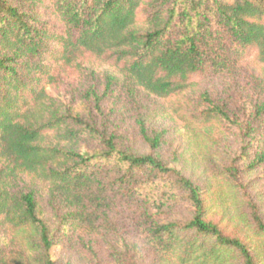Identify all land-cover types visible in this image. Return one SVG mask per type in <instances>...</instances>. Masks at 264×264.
<instances>
[{
    "label": "trees",
    "instance_id": "obj_1",
    "mask_svg": "<svg viewBox=\"0 0 264 264\" xmlns=\"http://www.w3.org/2000/svg\"><path fill=\"white\" fill-rule=\"evenodd\" d=\"M243 61L264 66V0H0V264H57L54 234L35 195L17 189L24 181L58 197L72 232L98 234L121 194L144 209L143 237L165 264H229L235 256L255 264L245 244L207 220L212 208L238 198L236 166L201 188L153 155L119 150L112 139L100 153L81 155V133L47 104V88L106 65L133 90L166 102L184 129L232 124L205 96L209 109L198 113L177 101ZM257 140L254 163L261 164L264 128ZM103 174L113 178L106 182ZM154 196L186 202L190 218L155 221L148 213ZM254 220L264 234V223Z\"/></svg>",
    "mask_w": 264,
    "mask_h": 264
},
{
    "label": "rangeland",
    "instance_id": "obj_2",
    "mask_svg": "<svg viewBox=\"0 0 264 264\" xmlns=\"http://www.w3.org/2000/svg\"><path fill=\"white\" fill-rule=\"evenodd\" d=\"M263 82L264 66L243 61L196 83L177 102L198 113L209 109L205 96L223 107L232 120V124L217 122L205 128L184 129L166 102L133 90L125 77L106 65L88 68L81 80L47 88V104L81 133L76 148L81 155L100 153L103 140L112 139L119 150L153 155L201 188L208 184L209 176L218 177L225 167L236 166L241 185L238 198L231 197L226 206L212 208L207 220L225 236L245 244L255 264H264V234L254 220L256 215L264 223V163H254L257 139L264 128V113L256 114L264 105ZM247 127L254 130L251 137L246 135ZM103 175L106 182L113 178V174ZM16 186L35 195L40 216L54 234L50 256L57 264H165L143 237L145 222L141 216L145 212L136 200L118 194L122 199L109 211L104 227L98 234L89 235L64 227L67 209L56 195L43 194L29 181ZM158 200L154 196L148 206L155 221L190 218L191 210L181 199ZM4 249L0 232V251ZM229 264L242 261L235 256Z\"/></svg>",
    "mask_w": 264,
    "mask_h": 264
}]
</instances>
